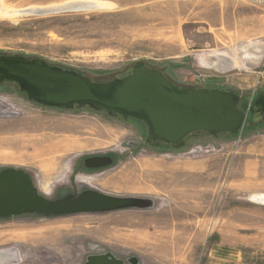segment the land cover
Instances as JSON below:
<instances>
[{
  "label": "rangeland",
  "instance_id": "obj_1",
  "mask_svg": "<svg viewBox=\"0 0 264 264\" xmlns=\"http://www.w3.org/2000/svg\"><path fill=\"white\" fill-rule=\"evenodd\" d=\"M1 1L16 12L0 14V55L97 81L141 63L179 87L232 91L245 112L264 91V56L245 57L264 45V0H96L104 5L37 15L22 10L70 0ZM250 116L236 134L200 132L174 148L151 144L135 120L0 86V172L25 173L50 203L89 190L144 204L0 216V264H264V204L251 199L264 193V117ZM94 156L111 163L87 167Z\"/></svg>",
  "mask_w": 264,
  "mask_h": 264
},
{
  "label": "water",
  "instance_id": "obj_2",
  "mask_svg": "<svg viewBox=\"0 0 264 264\" xmlns=\"http://www.w3.org/2000/svg\"><path fill=\"white\" fill-rule=\"evenodd\" d=\"M74 5L45 14L93 9ZM38 14V12H27ZM41 13V12H40ZM17 84L31 102L45 107L74 109L88 107L124 120L135 119L146 128L151 144L160 142L174 148L184 146V137L204 132L210 135L238 133L250 113V122L264 117V91L259 92L247 112L238 105L240 96L216 88L179 87L164 73L141 63L125 76L97 81L83 73L48 64L39 59L0 55V82ZM111 163L107 156L85 159L87 167ZM144 205L131 198H113L92 191L47 202L35 192L28 176L15 169L0 172V216L23 212L44 214L109 211Z\"/></svg>",
  "mask_w": 264,
  "mask_h": 264
},
{
  "label": "bare ground",
  "instance_id": "obj_3",
  "mask_svg": "<svg viewBox=\"0 0 264 264\" xmlns=\"http://www.w3.org/2000/svg\"><path fill=\"white\" fill-rule=\"evenodd\" d=\"M3 2L0 0V14H4V15H8V14H12V13H15L16 11H7L4 7H3ZM90 5V6H94V7H98L101 6V5H104V3L102 4L101 2H98V1H93V0H73V1H69L67 3H64L63 5L59 4V5H52V6H46V7H31V8H27V9H24L22 10L23 13H27L29 11H32V12H38V14H45L47 13V11H53V10H59L61 8H64L66 6H74V5ZM41 12V13H40ZM253 45V44H252ZM250 46V45H249ZM249 46H247L249 48ZM247 48V49H248ZM251 48V47H250ZM243 51V50H242ZM245 51V50H244ZM248 51V50H247ZM246 52V51H245ZM264 56V45H254L249 52H247V55L245 56L248 60L250 61H256V60H259L261 57ZM244 57V58H245ZM244 61V60H243ZM242 61V62H243ZM238 62V61H237ZM248 62V61H247ZM230 63V62H229ZM234 63V62H232ZM222 63L220 62H216V66L221 65ZM238 64V63H237ZM240 64V63H239ZM233 65V64H232ZM244 65V64H243ZM247 65V64H246ZM224 66V65H223ZM54 150V147L52 148H48V152H52ZM45 154V153H44ZM42 166H43V170L45 171L46 174H49L51 171H52V166H53V162H49L46 164L45 163H42ZM251 199L253 201H256V202H259V203H262L264 204V194H253L251 196ZM8 256V254L5 252V251H0V261L1 260H4L6 259Z\"/></svg>",
  "mask_w": 264,
  "mask_h": 264
},
{
  "label": "flooded vegetation",
  "instance_id": "obj_4",
  "mask_svg": "<svg viewBox=\"0 0 264 264\" xmlns=\"http://www.w3.org/2000/svg\"><path fill=\"white\" fill-rule=\"evenodd\" d=\"M11 85V84H13V85H15V86H17V84H15V83H12V82H9V81H3V82H0V86H2V85ZM18 88V87H17ZM19 91V90H18ZM22 96H24L21 92H19ZM25 97V96H24ZM240 102H241V99H240ZM251 106V104H249V106H248V108L247 109H249V107ZM132 120H135V119H132ZM137 123H139L140 125L142 124L140 121H138V120H135ZM143 125V124H142ZM141 125V126H142ZM144 126V125H143ZM145 127V126H144ZM146 129V128H145ZM197 133H200V132H196L195 134H197ZM194 134V135H195ZM188 137H193L192 135H187V136H185L184 137V142L186 141V139L188 138ZM160 143H162V142H160ZM80 167H82L85 171H94L95 169H87V168H84V158L82 159V165L80 166Z\"/></svg>",
  "mask_w": 264,
  "mask_h": 264
},
{
  "label": "crops",
  "instance_id": "obj_5",
  "mask_svg": "<svg viewBox=\"0 0 264 264\" xmlns=\"http://www.w3.org/2000/svg\"><path fill=\"white\" fill-rule=\"evenodd\" d=\"M259 194H261V193H259ZM262 194H264V193H262Z\"/></svg>",
  "mask_w": 264,
  "mask_h": 264
}]
</instances>
